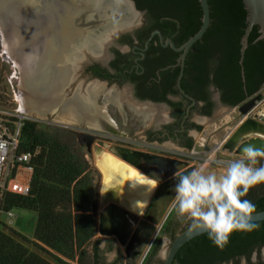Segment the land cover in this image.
I'll use <instances>...</instances> for the list:
<instances>
[{
	"label": "trees",
	"instance_id": "trees-1",
	"mask_svg": "<svg viewBox=\"0 0 264 264\" xmlns=\"http://www.w3.org/2000/svg\"><path fill=\"white\" fill-rule=\"evenodd\" d=\"M139 10L147 12L148 32L160 28L171 32L180 25L178 40L185 43L201 26L202 11L198 0H133ZM211 26L202 41L192 49L195 62H188L186 74L192 81L183 89L196 101L203 99L209 83L222 93L225 103L239 105L256 94L264 85V40L256 41L258 27H254L245 53V81L239 65L240 40L246 27L242 0H209ZM0 66V86L3 83ZM210 114V111L207 112ZM199 130L201 126H196ZM72 132L59 127L40 128L36 121L25 120L21 128V148L24 151L40 149L32 160L34 170L27 196L6 194L0 201L4 212L29 210L37 214L34 240L9 228L5 222L0 228V264H63L64 258L78 259L86 264L87 248L95 236L96 224L91 213L94 197V179L90 165L76 148ZM194 142L190 144L192 149ZM244 199L264 211V184L253 187ZM251 232L236 231L229 243L217 253L208 234L183 246L177 255L179 264H195L214 257L221 262L239 264L242 257L248 262L252 252L264 246V221ZM99 242L96 258L99 260ZM26 243L47 254L54 261L30 249ZM93 258V257H92ZM92 264V262H91Z\"/></svg>",
	"mask_w": 264,
	"mask_h": 264
},
{
	"label": "flooded vegetation",
	"instance_id": "flooded-vegetation-1",
	"mask_svg": "<svg viewBox=\"0 0 264 264\" xmlns=\"http://www.w3.org/2000/svg\"><path fill=\"white\" fill-rule=\"evenodd\" d=\"M137 10L142 13L141 16L136 15L141 24L133 32H125L117 36L108 49H102L101 46L92 48L91 52L93 55L87 59L84 58L83 63H76L74 56L66 61L64 65V68H66L65 75L56 80L52 78L49 81L50 85L60 83L62 90H59L58 94L54 92L51 95L44 88V91L46 90V94H48L44 97V104L47 105H44L46 108L43 112L50 119L55 117L62 118L65 123L69 124V126L65 127L67 130H70L69 127L71 125H76L78 130H70V132L76 137L80 147L86 149L87 155L92 156V153L98 149H107L103 147V144H107L109 149L111 148L117 156L118 148H127L132 151L145 153L147 156H142L140 159V170H136L146 174L147 177L149 176L150 179L152 178L151 180H155L158 183L152 202L161 193V202L165 203L171 193L176 196L175 185L178 183V180L174 178V172L165 170V163L170 160H183L199 168L196 163L199 156H188L193 149L190 148L191 142H194L193 133H199L202 130L193 125L201 126L194 118L197 116L202 119L212 116L219 104L232 108L238 107L242 103H246L255 94L247 97L239 105L232 106L229 103H225L221 91L213 83H209L204 91L203 99L196 101L182 87L183 83L188 88L192 85V81L186 74V68L188 69L189 61L195 62L196 57L191 55L196 52L194 49H191L185 60L184 74L180 82L185 94L182 93L177 83L180 74V67L178 66L180 53L176 52L170 45H166L168 40L172 41L176 48H180L183 45L178 40L180 25H177L171 32H163L157 27L152 28L148 32V30H144L149 26L147 23V12L138 8ZM124 17L132 18L133 13H126ZM155 31H159L162 38L156 34L149 41ZM51 63H49L47 69L51 68ZM125 86L127 87V93L124 94V98L126 96L128 103H124L122 100V90ZM262 89H264V85L260 88V90ZM186 95H189L193 100ZM106 103L117 108L122 114H128L127 111H123L126 110L124 104L133 105V114H136L135 110L138 112L136 114L138 119L135 121L137 124L141 122L144 125L147 121L156 120L153 125L145 126L141 136H132L134 139L141 138L142 144L134 143L127 133L117 130L116 126L108 118L109 111L106 113L105 108L102 106ZM154 107L163 114H161L163 116L161 122H158V117L154 118L153 112L150 111V108ZM208 111H210V114L207 113ZM90 138H93L94 141L89 148L88 141ZM168 143L176 146L177 149H170L167 146ZM90 170L94 179V197L91 202V213L96 224L95 234H97L99 232V222L102 217H108L113 201L110 200L106 205L101 204L102 179L99 172V175L96 176L97 171L95 169ZM169 180L171 181V188L166 194L165 190L162 192L161 189L165 188L166 182ZM97 188H99V193H97ZM93 202H96L97 220L93 215ZM174 212H176L175 208H172V212L166 220L169 223L163 225L165 227L164 230H169L170 217H172ZM128 217L133 222L134 216L128 214ZM146 217H148V213L145 214ZM190 224L191 221L187 217L178 215L174 224L170 227L168 236L162 237L157 243L156 238L151 249L156 243L153 251L155 252L159 246L157 255L162 254L166 257L175 238L189 229ZM139 225L133 228L126 245H121L113 235L104 236L110 239L105 241L108 252L116 250L112 260H109L106 253L102 251L101 241L99 242L100 255L98 260L96 258V243H93L92 264H135L134 260L140 256L141 248L144 244V235L139 229ZM137 234H139L138 237ZM138 238V242L130 244V242ZM167 238L169 240L168 251L165 253ZM193 240L188 243L193 244ZM132 245L133 249L127 254L128 247ZM263 247L257 248L252 252L249 262L245 257L241 259H245L247 264H264L261 260L253 261V255L256 254L258 256ZM215 248L217 253L219 250L221 251L220 247ZM177 255L173 264H179L178 260L176 261ZM123 256L131 261L124 262ZM155 261L160 262V259L155 258ZM194 263L235 264L232 260L221 262L214 257L209 262L197 260ZM163 264H165V260Z\"/></svg>",
	"mask_w": 264,
	"mask_h": 264
},
{
	"label": "water",
	"instance_id": "water-1",
	"mask_svg": "<svg viewBox=\"0 0 264 264\" xmlns=\"http://www.w3.org/2000/svg\"><path fill=\"white\" fill-rule=\"evenodd\" d=\"M22 1L23 0H14V10L8 12L7 10L9 9L3 8L2 0H0V18L10 21H7L8 24H6L7 30L8 27L10 30L9 34L12 33V25H14L16 21L23 22V17L17 14V10H21L19 5L22 4ZM198 1L202 11V17L201 26L197 33L189 38L180 48H176L174 43L170 40L166 43V45H170L176 52L180 53L178 60L180 74L177 83L182 93H184V91L180 82L184 74L186 57L193 46L203 40L212 22L209 0ZM27 2H36L42 7L30 10V12L27 11V19L30 17L35 19L33 22L27 20V26L34 23L35 27L32 24L31 28L33 33L32 37L33 40H36L34 44L36 43L39 46L38 50H34L33 43H29L28 46L26 43L28 53L29 51H37L35 54L43 56L45 51L44 45L49 42V54L53 56V63H51L52 73L50 74L51 79L55 78V80L65 75L66 68H64V65L66 61L72 59L73 56L76 59L74 60L76 63H83L84 58L87 59L93 55L91 52L92 48L101 46L102 49H108L117 36L125 32H133L141 24L139 19L134 20L131 19V17H124L126 13H133L134 17L136 15H142V13L137 10L133 0H27ZM242 2L247 16L246 27L240 40L239 65L243 81H245L244 59L249 45V37L254 27H258L259 33L256 41L264 40V0H242ZM117 3L123 4V6ZM52 22H54V24ZM27 26L22 24V27ZM156 34L160 35L162 38L161 33L155 31L149 38V41ZM50 60L52 61V57H50ZM23 61L25 62L26 60L24 59ZM36 87L37 89L44 88L42 85ZM45 88L51 95L54 92L58 94V91L62 90L60 83L48 85ZM262 90L250 97L246 103H242L238 106L242 115V121L223 144V150H228L229 153L242 157V148L245 145H254L257 148H264V114L258 117L250 116L252 111L264 100ZM186 96L193 100L189 95ZM93 141V138L89 139V148ZM103 147L109 148L107 144H103ZM96 152H98L96 154L99 156L102 154L101 149H98ZM117 153L119 157L116 154L115 156L138 170H140L141 167V157L147 156L143 152L132 151L127 148H118ZM261 164H264V160H261ZM194 169H197V166H192L189 162L183 160H170L165 163V170H172L174 173L181 172L183 174H188ZM97 193H99V188H97ZM110 200L113 201L110 213L108 217L101 218L99 222V232L104 236L113 235L118 239L121 245H126L127 239L133 230V223L128 217L129 212L122 207L119 197L111 198V196L106 193H102V205H106ZM95 203L96 202H93V215L97 220V208ZM263 221L264 211L253 214L254 223ZM205 234H207L206 231H190V228L179 234L171 244L165 257V264H173L177 253L185 244ZM138 236L139 234H137V237ZM138 240L139 238L130 242V244H134V242H138ZM132 247L133 245L128 247L127 254L133 249Z\"/></svg>",
	"mask_w": 264,
	"mask_h": 264
},
{
	"label": "rangeland",
	"instance_id": "rangeland-1",
	"mask_svg": "<svg viewBox=\"0 0 264 264\" xmlns=\"http://www.w3.org/2000/svg\"><path fill=\"white\" fill-rule=\"evenodd\" d=\"M131 19L136 20L137 17L133 16ZM5 29L0 26V66L1 68L2 67L4 68L3 83L0 86V110H5L7 112H10L11 114L18 115L19 117L20 116L24 117L25 120L28 119V120L36 121L39 123L40 128L42 129L47 128L48 126L66 129L65 126H69V124L65 123V121L62 118L55 117L50 119L43 112L45 109L42 110L40 108L39 109L34 107L32 108L31 105L30 107L27 106L26 90L28 88L30 89V82L25 78L26 74L25 72H23L24 65L21 62V57L19 56L20 54L18 55L19 52L18 50H16L17 48L13 49L12 47V43H11L12 36L7 37L9 36V33L8 35L5 34L6 31ZM122 93H123L122 94L123 102L128 103L129 101L126 99V96L124 98V94L127 93L126 86L123 88ZM262 93L264 96V89L262 90ZM124 105L126 110L123 111H127L128 114L127 113L122 114L117 108L110 106L109 103H106L105 105L102 106L103 108H105L106 113L108 111L110 112V113L108 112V116H109L108 118H110V120L116 126L119 132L127 133L130 136V139H133L134 143L142 144L141 138L134 139L132 138V136H136V135L141 136L144 132L143 130L145 129V126L153 125V123L156 120L154 119V120H150L149 122L147 121L144 125H142L141 122L140 124H137L135 123V121H137L138 119L136 115L138 112L135 110L136 114H133L134 113V111L132 110L133 105L130 104H124ZM150 109H151L150 111H152L154 114V118L158 117L159 119L158 122H161V120H163L162 112H158V109L155 107ZM256 114L259 115L264 114V100L259 104V106L256 109L252 111L250 116L254 117ZM194 119L202 126V130L199 133H195V132L193 133L194 147L191 153L188 154V156H192V157L199 156L198 160H196V163L198 164L199 168L203 166L205 167L206 173H215L219 175L223 171L225 165L218 164L217 161L227 162L229 160L241 158L239 156H236L235 154L229 153L228 150H223L222 148L225 141L231 136V134L236 129L237 125L242 121V115L239 111V107L232 108L219 104L217 105V109L214 111L212 116L202 119H199L196 116ZM69 129L78 130L76 125L74 126L71 125ZM73 138L75 141L74 144L76 148L80 147V144L77 142L76 137L74 136ZM167 146L173 150L177 149L176 146L170 143H168ZM101 150H102V154H100V156L96 154L98 152L92 153L91 156L86 154L85 148L80 147V153L88 161L90 165V169H95L97 171L96 176L100 174V177L102 179L101 188H104V178H103L104 173L103 174L100 173L101 169H100L99 159L105 153L113 154L114 156L115 153L111 148L101 149ZM127 165L129 166V164ZM170 182H171L170 180L166 182L165 188L161 189L162 192H164L165 190V193L167 194V192L170 191L171 188ZM161 198H162V194L159 193V195L154 199V202L149 209L148 217L145 218L147 220L152 221L153 224H155V227H153L151 230H146V225H148L147 222H143L139 225L140 226L139 229L144 235V244L142 245L140 256H138L134 260L135 264H142L146 256L147 257L143 264L164 263L165 255L162 254L157 255L160 247L158 246L155 252L153 250L158 240H160L162 237L168 236L170 227L174 224L179 214L177 209H175L176 212H174L172 214V217H170L171 221L169 224L170 226L169 230L167 229L164 230L165 227H163V225L169 223L166 220L169 217L170 213L172 212L173 204L175 202V194L171 193V195H169L168 197L169 199L168 200L166 199L167 202L165 203L161 202ZM15 215L16 217L13 220L12 224H10L11 222H8L9 224L7 223V217L5 215H0V228L4 229L1 226V223H3L4 221L9 228H11L12 230L18 233H21L23 236L28 238V240L33 241L36 222H37V214L33 211L17 209L15 210ZM149 216H151V218H149ZM156 238L157 241L154 247L151 249V246L153 245ZM100 239L110 240L107 239V237L101 235H100ZM111 239H115V238H111ZM166 241L167 244L165 247L166 248L165 253H167L168 251L167 249L169 243L168 238ZM26 245L33 251H36L37 253L48 258L49 260L54 261L53 258L43 253L42 251H39L33 245H30L28 243H26ZM92 248H93L92 244L90 243L88 245L89 254L85 259L86 264H91L92 262V251H91ZM115 252L116 250L106 253L107 258L109 260H112L115 255ZM60 258L64 260L63 264H79L77 258L75 260L64 258L62 256H60ZM155 258H159L160 262L155 261ZM123 260L124 262L131 261L127 259L125 256H123ZM259 260H261L264 263V247L262 248L260 253H258V256L256 254L253 255L254 262H257ZM239 264H247V261L245 259H241Z\"/></svg>",
	"mask_w": 264,
	"mask_h": 264
},
{
	"label": "clouds",
	"instance_id": "clouds-1",
	"mask_svg": "<svg viewBox=\"0 0 264 264\" xmlns=\"http://www.w3.org/2000/svg\"><path fill=\"white\" fill-rule=\"evenodd\" d=\"M261 160L264 148L245 145L241 158L217 161L225 165L219 175L206 173L203 166L188 174L174 173L178 183L173 208L191 221L190 231H206L213 244L223 248L233 232L256 230V206L244 197L253 187L264 184Z\"/></svg>",
	"mask_w": 264,
	"mask_h": 264
},
{
	"label": "bare ground",
	"instance_id": "bare-ground-1",
	"mask_svg": "<svg viewBox=\"0 0 264 264\" xmlns=\"http://www.w3.org/2000/svg\"><path fill=\"white\" fill-rule=\"evenodd\" d=\"M2 3H3V8L9 9L7 10L8 12H10V10L11 11L14 10L13 8L14 0H2ZM117 4L123 6V4L120 3ZM19 7H21V10L16 9L17 14L23 17L22 21L24 23L16 21V23L12 25V29H11L12 33L9 34V36L7 37H10L12 35V40H11L12 47L13 49L17 48L16 50H18L19 52L18 55L20 54L19 56L21 57V62L24 65L23 72H25V74L27 75L26 79L29 80L30 82V89L28 88L26 90L27 106L30 107L31 105L32 108L34 107L44 110L46 108L45 106L47 105L44 104L45 103L44 97L47 95L46 90L44 91V88L48 86V84L50 85L49 82L51 80L50 73H52L51 71L52 67L50 69L49 68L47 69V67L49 63L51 62L53 63V56H50L49 54V50H50L49 42L45 44L46 46L44 45L45 51L43 56L35 54V52L37 51L34 52L29 51L28 53L27 50V46L29 43L34 44V42H36V40H33L32 37L33 33L31 31L32 24L34 26V23H31L29 26H27L28 21L33 22L35 21V19L31 17L27 19V11L30 12V10H34L35 8L39 9L42 7H40V5L37 4L36 2L28 3L27 0H23L22 4L19 5ZM7 21L8 20H5L4 18L3 19L0 18V25L4 29L7 26L6 24L10 22ZM21 23L23 25H26L27 27H22ZM52 23L54 24V22ZM5 30H6L5 34L8 35V33H10L9 27L8 30L7 28ZM38 48L39 46L35 43L33 45V49L38 50ZM50 57H52V61L50 60ZM24 59L26 60L25 62L23 61ZM40 85H42L44 88L37 89L36 86H40ZM99 162H100V168L106 176L105 181L107 184H109L108 181L110 180L114 182L113 179L115 176H117V178H121V181L123 182V185L127 192L126 197H128L127 201L129 202L132 212H134L135 214H141L143 211H145L146 207L148 206L156 190L157 187L156 182H154L144 174L140 173L136 169L129 167L127 164L123 163L122 160H120L118 157L114 156L113 154H108V153L103 154L99 159Z\"/></svg>",
	"mask_w": 264,
	"mask_h": 264
},
{
	"label": "built area",
	"instance_id": "built-area-1",
	"mask_svg": "<svg viewBox=\"0 0 264 264\" xmlns=\"http://www.w3.org/2000/svg\"><path fill=\"white\" fill-rule=\"evenodd\" d=\"M24 121V117L0 110V201L6 194L27 196L30 191L34 172L31 163L40 149L22 150L21 128ZM0 215H5L10 224L16 217L13 210L4 212L1 208Z\"/></svg>",
	"mask_w": 264,
	"mask_h": 264
},
{
	"label": "crops",
	"instance_id": "crops-1",
	"mask_svg": "<svg viewBox=\"0 0 264 264\" xmlns=\"http://www.w3.org/2000/svg\"><path fill=\"white\" fill-rule=\"evenodd\" d=\"M160 110L158 109V112H159ZM161 112V111H160ZM259 114H256L255 116H258ZM254 116V117H255ZM131 165H129V167H130ZM132 168H134V169H136L135 167H133V166H131ZM101 169V168H100ZM101 174H103V172H102V170H101V172H100ZM105 174H104V176H103V178H104V188H102V190H101V195H102V193H106V194H108L109 196H111L112 198H114V197H119V199L121 200V205H122V207H124V209L125 210H127L128 212H129V214H131V215H133L134 216V219H133V222H134V224H133V228H136L139 224H141V223H143V222H147V224L148 225H146V230H151L153 227H155V224H153V222L152 221H150V220H147V219H145V214H147L148 213V215H149V209H150V207L152 206V201H153V198H154V196H155V193H156V191H155V193H154V195H153V197H152V199L150 200V202H149V204H148V206L146 207V209H145V211H143L141 214H135L134 212H132V210H131V208H130V205H129V202L127 201L128 199V197H126L127 195V192H126V190H125V187H124V185H123V182L121 181V178H117V176H115L114 177V182L112 181V180H110V181H108L109 182V184H107L106 183V181H105ZM119 179V180H118ZM155 181V180H154ZM156 182V181H155ZM119 183V184H118ZM156 184H157V188H158V183L156 182ZM108 187V188H107ZM115 188V189H114ZM157 188H156V190H157ZM112 189V190H111ZM114 192V193H113ZM116 194V195H115ZM166 218V217H165ZM165 220V219H164ZM132 222V223H133ZM99 233V232H98ZM98 233L97 234H95V236L92 238V240H91V244H93V243H96L98 240L99 241H101V249H102V251L103 252H105V253H107L108 252V250H107V248H106V246H105V241L106 240H102V239H100V233H99V235H98ZM101 236H104V235H101ZM153 239H154V237H153ZM152 239V240H153ZM93 241V242H92ZM100 244V243H99ZM92 251V250H91ZM87 252H88V248H87ZM87 254H89V252L87 253ZM93 254V253H92Z\"/></svg>",
	"mask_w": 264,
	"mask_h": 264
}]
</instances>
